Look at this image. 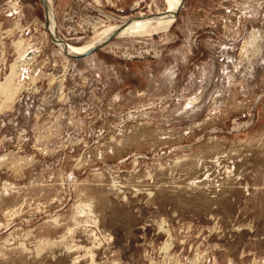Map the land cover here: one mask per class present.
<instances>
[{
  "label": "rangeland",
  "instance_id": "rangeland-1",
  "mask_svg": "<svg viewBox=\"0 0 264 264\" xmlns=\"http://www.w3.org/2000/svg\"><path fill=\"white\" fill-rule=\"evenodd\" d=\"M176 3L0 0V264H264V0Z\"/></svg>",
  "mask_w": 264,
  "mask_h": 264
},
{
  "label": "bare ground",
  "instance_id": "bare-ground-1",
  "mask_svg": "<svg viewBox=\"0 0 264 264\" xmlns=\"http://www.w3.org/2000/svg\"><path fill=\"white\" fill-rule=\"evenodd\" d=\"M44 1H45L46 11H47L46 17H47L48 30L51 34L52 39L54 40L55 44L59 48H61L62 51H64L67 55H72V56H74L75 54H80V53L81 55H75V56L85 55L86 53L91 51L93 48L102 46L103 43H105V41H107L111 37L116 36L120 38L121 36H135V35L146 36V35H150L151 33L157 32V31L163 32L174 21V18L176 17L175 15L178 9V3H176L177 0H164L163 1L165 4L164 8L162 10H159V9L156 10V13L153 16V20L149 22V24L146 25V22H148V20L146 18H142V19H138L139 21L136 23L127 22L123 24L124 23L123 21L121 22L123 25H120L119 27H116V25L110 26L109 28L102 30L101 32L99 31L100 33H96L95 38L92 41L88 42L86 45L81 46L80 48H74V51L76 52L75 53L71 51L70 49H68L69 46L63 44L64 46H67L68 48L64 47L58 40V37H56V34L54 32V22H53L54 19H53V13L51 11V3H50V0H44ZM27 48H30V47H27V44L24 43L23 41H18L16 43V49L18 53L17 58L15 60V64L11 66L9 74L6 75L4 77V80L0 83V95L6 93V95L11 96L10 98L12 99L15 96V94L18 92L17 88L20 86V84H15V79L16 78L18 79V75H19L16 72V65H17V61L19 63V60H21L23 56L26 54L28 50ZM22 61H21V64H22ZM85 206L86 205H84L83 208L82 207L80 208V211H79L80 213L83 211ZM70 230H68V233L70 232Z\"/></svg>",
  "mask_w": 264,
  "mask_h": 264
},
{
  "label": "water",
  "instance_id": "water-1",
  "mask_svg": "<svg viewBox=\"0 0 264 264\" xmlns=\"http://www.w3.org/2000/svg\"><path fill=\"white\" fill-rule=\"evenodd\" d=\"M40 1V3L42 4V6H43V8H44V11H45V15L47 14V11H46V5H45V1L44 0H39ZM98 47H96V48H93L91 51H89L88 53H86L85 55H82V57H85V56H87V55H89V54H91V53H93L96 49H97Z\"/></svg>",
  "mask_w": 264,
  "mask_h": 264
}]
</instances>
